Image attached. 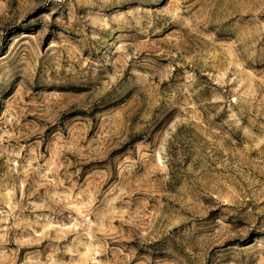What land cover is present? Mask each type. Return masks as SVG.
Masks as SVG:
<instances>
[{
	"label": "rangeland",
	"instance_id": "1",
	"mask_svg": "<svg viewBox=\"0 0 264 264\" xmlns=\"http://www.w3.org/2000/svg\"><path fill=\"white\" fill-rule=\"evenodd\" d=\"M0 264H264V0H0Z\"/></svg>",
	"mask_w": 264,
	"mask_h": 264
}]
</instances>
